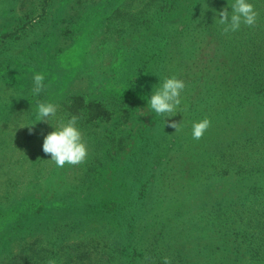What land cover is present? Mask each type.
<instances>
[{"label":"rangeland","instance_id":"rangeland-1","mask_svg":"<svg viewBox=\"0 0 264 264\" xmlns=\"http://www.w3.org/2000/svg\"><path fill=\"white\" fill-rule=\"evenodd\" d=\"M253 3L256 23L224 32L228 0H0V264H264V0ZM167 75L185 82L165 118L176 131L147 104ZM37 100L78 117L82 161L43 151L54 128L31 124Z\"/></svg>","mask_w":264,"mask_h":264},{"label":"clouds","instance_id":"clouds-1","mask_svg":"<svg viewBox=\"0 0 264 264\" xmlns=\"http://www.w3.org/2000/svg\"><path fill=\"white\" fill-rule=\"evenodd\" d=\"M228 5L231 11L225 7L220 10L218 16V22L223 25L224 32L238 30L241 24L254 25L256 23L258 13L253 0H230V3L228 0ZM45 87V74L35 71L32 74L31 93L38 95ZM184 88L185 82L183 79L174 75H167L159 79V83L155 88L152 85L150 95L147 98L150 112L161 116L165 123H171L175 131L178 130L177 122L166 121L165 118L179 113L177 109L181 105V92ZM11 97L20 98L22 96H18L17 91L13 90ZM45 119L54 128V130L44 135L42 144L43 151L51 154L50 160L61 167L66 163L76 164L82 161L87 155V146L82 138V132L77 126L78 117L72 115L67 119L59 118L57 104L51 101L37 100L34 119L31 124ZM191 123V135L198 140L209 128L211 121L208 117H204L200 120H193ZM164 262L170 264L169 258L164 257ZM48 264H55V261L49 260Z\"/></svg>","mask_w":264,"mask_h":264}]
</instances>
